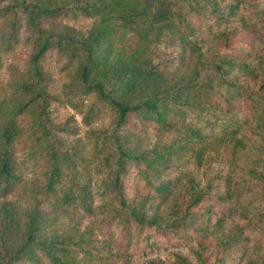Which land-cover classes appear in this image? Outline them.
Returning a JSON list of instances; mask_svg holds the SVG:
<instances>
[{"label": "trees", "instance_id": "16d2710c", "mask_svg": "<svg viewBox=\"0 0 264 264\" xmlns=\"http://www.w3.org/2000/svg\"><path fill=\"white\" fill-rule=\"evenodd\" d=\"M4 1L0 6V53L22 40L37 51L27 70L30 79L20 86L25 101L17 103L13 98L0 101V196L14 193L21 184L18 152L29 141L30 149L38 148L45 205L39 201L18 218L13 213L3 218L0 264H87L90 259L105 264L120 260L137 262L150 257L163 245L170 248L185 242L193 230L190 228L193 217L204 206L201 195L190 194L185 185L179 198L165 207L181 182L170 176L173 166L189 153L196 160L202 159L207 150L235 139L238 133L236 120L222 121L220 111L202 106L201 97L193 94L195 89L185 83L174 91L164 92V64H154L145 55L154 44L178 49L182 54L199 53L203 43L187 23V17L177 18L167 10H152L135 3L136 0ZM208 2L213 5V0ZM242 2L229 3L230 16L239 13ZM95 12L100 17L87 34L66 27L56 30L52 26L53 20L63 16H88ZM261 13L264 16V9ZM23 16L26 35L21 39ZM48 50L79 60L78 83L70 89L71 97L92 92L114 112L115 122L111 127L96 134L99 149L105 152L93 184L87 181L89 174L81 159L57 137L56 131L61 128L55 127L49 118L50 95L45 90L39 65ZM224 51L228 57L246 59L234 48ZM257 87L264 90V81ZM243 103L237 106L240 121H254V113L244 109ZM178 105L183 107L180 111L175 108ZM187 111H196L210 127L219 126L222 135L211 137L204 133L201 126L188 119ZM260 113L264 114V109ZM20 114L29 116L28 128L21 124ZM93 114L94 106L87 116L91 119ZM174 115L188 121L178 124ZM148 128L166 138L137 152L119 141L120 130L138 132ZM106 144L110 145L109 149ZM55 208L95 217L105 244L94 246L87 231L83 234L88 239H74L54 229ZM206 213L199 227L202 241L218 230L226 218L232 217L233 234L237 238L242 236V240L251 244L264 243L258 235H252L264 228V205L253 215L214 205L208 206ZM117 229L121 243H116ZM202 241L200 249L195 251L199 264H221L222 257L217 254L208 261L205 255L208 245ZM223 243L228 245L230 241ZM177 259L182 264H192L183 256L177 255Z\"/></svg>", "mask_w": 264, "mask_h": 264}, {"label": "rangeland", "instance_id": "374dc122", "mask_svg": "<svg viewBox=\"0 0 264 264\" xmlns=\"http://www.w3.org/2000/svg\"><path fill=\"white\" fill-rule=\"evenodd\" d=\"M208 1L136 0L135 3L152 7V10H167L177 18L185 15L187 23L196 30L197 38L203 43L199 53L182 54L178 49L154 44L147 48L145 55L154 64H164V92L174 91L177 86L185 83L190 89H195L193 94L203 99L205 104L199 100L202 106L220 111L222 121L236 120L234 123L238 127V133L235 139L207 150L202 159L196 160L189 153L173 166L170 176L177 177L181 182L173 190L165 207L179 198L185 185L190 194L195 192L201 195L204 206L201 213L192 219L190 228L193 230L187 234L188 239L170 248L163 245L142 261L120 260L110 264H182L177 255L185 257L192 264H199L195 251L201 247L199 227L207 216L208 206L214 205L226 210L234 208L253 215L264 205V114L260 113L264 109V90L257 87L264 81V16L261 13L264 0H244L236 16L229 15L228 6L233 0H213V5ZM5 3L0 0V6ZM98 13L63 16L53 20L52 26L56 30L66 27L87 34L99 19ZM22 25L21 39L26 35L24 16ZM224 48H234L246 59L241 56L228 57L223 54ZM36 51V48L22 40L6 52L0 53V101L8 98L15 99L17 103L25 101V93L20 86L30 79L27 70ZM39 65L45 80V90L50 95L47 107L49 118L55 127L61 128L56 131L57 137L81 159L89 174L87 181L93 184L101 155L105 152L104 149H99L96 134L111 127L115 122L114 112L92 92L70 96V89L78 83L76 72L79 60L48 50ZM195 98L196 96L193 99ZM242 102L244 109H251L254 113V121H240L237 106ZM93 106L94 114L90 119L87 113ZM175 108L180 111L183 107L178 105ZM187 116L195 125L201 126L207 135H222L223 130L219 126L210 127L207 124L209 122L197 115L196 111H187ZM19 119L28 128L29 116L20 114ZM173 119L178 124L188 121L180 115H174ZM117 133L120 135V143L135 152L147 149L162 137L166 138V135L160 137L151 128L138 132L120 130ZM28 143L26 141L18 152V160L22 166L21 184L14 193L0 196V227L3 225V218L9 213L18 218L33 209L39 201L40 205H45L41 193L43 174L39 169L38 148L30 149ZM106 147L109 149L110 145L106 144ZM52 213L56 215L54 229L63 231L74 239H88L83 234L87 231L94 246L105 244L98 232L99 222L95 217L61 212L58 208ZM115 231L119 233L114 234L117 235L116 243H121L120 231ZM233 233L232 217H228L218 230L211 232L209 238L202 241L208 245L205 252L208 261L217 254L222 257L221 264H264V243L251 244ZM252 235H258L264 240V228L252 232ZM224 241L230 243L224 245ZM87 264L105 263L90 259Z\"/></svg>", "mask_w": 264, "mask_h": 264}]
</instances>
